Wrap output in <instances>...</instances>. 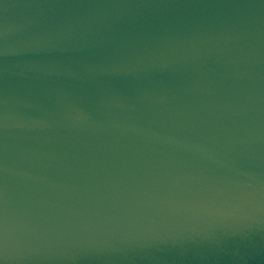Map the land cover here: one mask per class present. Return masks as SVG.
Returning <instances> with one entry per match:
<instances>
[{
    "label": "water",
    "instance_id": "95a60500",
    "mask_svg": "<svg viewBox=\"0 0 264 264\" xmlns=\"http://www.w3.org/2000/svg\"><path fill=\"white\" fill-rule=\"evenodd\" d=\"M0 264H264V138L0 180Z\"/></svg>",
    "mask_w": 264,
    "mask_h": 264
}]
</instances>
